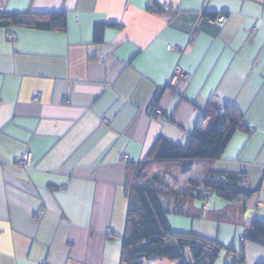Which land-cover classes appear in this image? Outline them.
Returning a JSON list of instances; mask_svg holds the SVG:
<instances>
[{"label": "crops", "instance_id": "0c3cea01", "mask_svg": "<svg viewBox=\"0 0 264 264\" xmlns=\"http://www.w3.org/2000/svg\"><path fill=\"white\" fill-rule=\"evenodd\" d=\"M26 12H63L66 27H0V264H123L128 166L159 136L183 145L207 132L210 101L230 103L250 132L179 179L167 222L219 242L223 264L226 249L264 264V247L242 241L264 221V0H0V13ZM204 167L259 191L196 198Z\"/></svg>", "mask_w": 264, "mask_h": 264}, {"label": "trees", "instance_id": "16d2710c", "mask_svg": "<svg viewBox=\"0 0 264 264\" xmlns=\"http://www.w3.org/2000/svg\"><path fill=\"white\" fill-rule=\"evenodd\" d=\"M218 14L206 17L214 18ZM0 27L28 28L43 31H64L66 17L57 13H0ZM154 100L157 98L155 97ZM202 121L209 129L202 133L195 129L180 145L162 136L157 137L144 158L128 166V194L125 231L121 240L120 259L123 264H146L167 260L178 264H214L224 247L203 236L172 231L167 222L170 201L179 179L188 174L195 163L207 164L221 158L227 144L237 132L249 133L242 115L230 104L210 101L203 110ZM201 183L190 184L193 195L205 200L209 195L228 202L245 203L259 191L251 188L245 174L218 172L204 167ZM242 241L264 247V221L253 219L243 234ZM171 239L173 247L167 245ZM224 264H242L241 249L238 258L226 249Z\"/></svg>", "mask_w": 264, "mask_h": 264}, {"label": "built area", "instance_id": "2783aa9c", "mask_svg": "<svg viewBox=\"0 0 264 264\" xmlns=\"http://www.w3.org/2000/svg\"><path fill=\"white\" fill-rule=\"evenodd\" d=\"M223 18H224V16H223L222 14H218V15H217L216 17H214V18H208L207 21H208V23L213 24V23H215V22L222 21ZM10 38H12V37L10 36ZM168 49L171 50L172 47L168 46ZM183 76L185 77V76H187V75H184V74H183ZM151 112H152L153 114H154V113H157V114H160V113H161L160 108H158V106H157L156 100H153L152 103H151ZM127 159H128L127 156H126V155H123L122 160H123L124 162H126ZM17 162H18V165H20V166L28 167V166L30 165V163H31V154H30V152L26 151V152H24L23 154H21V155L18 157ZM37 216H38V217H42V216H43V211H38ZM107 233H109V231H107ZM44 264H47V263H44Z\"/></svg>", "mask_w": 264, "mask_h": 264}, {"label": "rangeland", "instance_id": "374dc122", "mask_svg": "<svg viewBox=\"0 0 264 264\" xmlns=\"http://www.w3.org/2000/svg\"><path fill=\"white\" fill-rule=\"evenodd\" d=\"M214 197V199H219V198H217L216 196H213ZM220 201H223V200H221V199H219ZM224 202V201H223ZM236 254V256H237V258H238V252L237 253H235ZM223 258H224V256H222V254H220L219 255V257L217 258V260L215 261V263L214 264H223Z\"/></svg>", "mask_w": 264, "mask_h": 264}]
</instances>
